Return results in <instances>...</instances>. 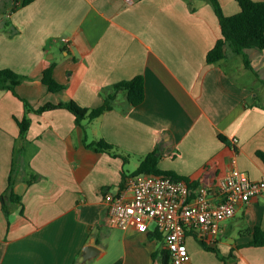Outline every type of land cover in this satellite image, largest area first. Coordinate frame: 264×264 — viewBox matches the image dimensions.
<instances>
[{"label":"crops","instance_id":"obj_1","mask_svg":"<svg viewBox=\"0 0 264 264\" xmlns=\"http://www.w3.org/2000/svg\"><path fill=\"white\" fill-rule=\"evenodd\" d=\"M9 1L7 7L18 0ZM218 1L224 15L240 9L237 0ZM221 34L206 0H32L0 14V69L28 77L13 91L0 89V196L18 121L29 118L18 142L26 144L13 187L19 202L6 216L0 199V264H162V234L109 225L103 201L106 192L124 189L153 150L160 169L198 184L234 165L250 178L264 175V48L246 49L252 69L237 53L208 63ZM52 62L60 91L41 81ZM250 71L255 80L238 78ZM136 74L144 83L139 105L119 92L111 109L79 125L67 108L35 110L69 99L98 107L107 86ZM96 138L124 158L86 145ZM32 171L40 178L27 183ZM257 225L264 230V195L203 239L213 249L188 233L189 264H264V246L249 244ZM87 245L95 249L88 253Z\"/></svg>","mask_w":264,"mask_h":264},{"label":"built area","instance_id":"obj_2","mask_svg":"<svg viewBox=\"0 0 264 264\" xmlns=\"http://www.w3.org/2000/svg\"><path fill=\"white\" fill-rule=\"evenodd\" d=\"M263 195L264 175L253 179L234 165L211 184L191 185L155 173L129 175L124 189L106 192L103 201L109 225L146 231L154 222L163 236L169 264H189L188 233L202 240L218 235L223 220L234 216L251 198Z\"/></svg>","mask_w":264,"mask_h":264},{"label":"trees","instance_id":"obj_3","mask_svg":"<svg viewBox=\"0 0 264 264\" xmlns=\"http://www.w3.org/2000/svg\"><path fill=\"white\" fill-rule=\"evenodd\" d=\"M13 1L15 0H10ZM9 1V2H10ZM19 1V3H18ZM16 4H11L7 7V0H0V14L4 10L11 12L16 7L24 6L31 2L32 0H18ZM209 2L218 18L222 34L216 40L215 44L208 50L205 55L206 62L212 63L218 59H222L229 51L237 54H241L244 66L252 69V66L248 60V54L246 49L248 48H264V0H237L239 5V11L224 15L221 5L218 0H206ZM194 8L192 7V10ZM5 26L10 24L6 20L4 22ZM14 29V27H13ZM13 29H11L13 31ZM9 30L10 32H12ZM55 62H52L48 67H46L41 72V81L50 91H60L64 88V85L57 82L54 78L52 71ZM28 79L27 76L18 74L10 68L0 69V89H11L14 90L15 86L20 84L22 81ZM119 92H124L126 101L131 105L140 104L144 97V83L141 75L136 74L130 79L117 81L106 87L105 93L103 94V102L100 106L96 107H82L79 106L74 100L69 99L67 101H62L59 103H45L39 108L35 109L36 112H41L54 107H64L72 111L75 117L77 125L84 119H93L98 117L101 113L109 110L113 107L116 99V94ZM25 101V100H24ZM26 109L29 110L31 107L25 101ZM19 131L18 137L16 138V145H14V151L12 153V165L11 171L8 174V185L4 192H2L0 199L2 209L4 214L8 216L10 213V206L12 203L19 202V196L14 193V182L17 177V173L22 171L24 163V153L26 152V144L18 146L19 141H25V132L29 127V118L24 115L18 121ZM84 142L86 141L85 138ZM87 146H93L96 151H108L114 155L124 158V155L113 151V146L103 139H92ZM261 159L264 160V153L258 151ZM158 152L153 150L148 154L144 155L143 159L140 161L139 165L135 168L132 175H140L143 173H155L157 175L167 176L177 180H184L186 183L194 185L197 184L186 176L178 175V173L171 170H162L158 167ZM40 178V175L35 173V171L30 172L29 176L26 178V182L30 183L36 181ZM126 179V178H125ZM253 238L249 241L251 245L264 246V230L260 227L255 226L249 229ZM153 235H160L158 231H152ZM201 244L206 248L213 249L211 246L206 245L204 240L199 239ZM168 252L163 249L161 261L162 264H167L168 262Z\"/></svg>","mask_w":264,"mask_h":264},{"label":"rangeland","instance_id":"obj_4","mask_svg":"<svg viewBox=\"0 0 264 264\" xmlns=\"http://www.w3.org/2000/svg\"><path fill=\"white\" fill-rule=\"evenodd\" d=\"M228 53H231V54L234 55V52L232 53V51H229ZM231 54H230V55H231ZM236 58H237L238 60L242 61V58H241V57L237 56ZM236 58H235V61L237 60ZM258 74H259V73H258ZM238 78H240V80H241L242 82H250V81H252V80H255V75L250 71L249 74H247V76H245L244 78L241 77L240 75L238 76ZM154 226H155V223H154V222H151V223H150V227H154Z\"/></svg>","mask_w":264,"mask_h":264},{"label":"water","instance_id":"obj_5","mask_svg":"<svg viewBox=\"0 0 264 264\" xmlns=\"http://www.w3.org/2000/svg\"><path fill=\"white\" fill-rule=\"evenodd\" d=\"M85 249H86V251L89 253V252H91L93 249H95V247H94V245H87V246L85 247Z\"/></svg>","mask_w":264,"mask_h":264}]
</instances>
